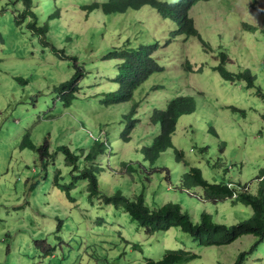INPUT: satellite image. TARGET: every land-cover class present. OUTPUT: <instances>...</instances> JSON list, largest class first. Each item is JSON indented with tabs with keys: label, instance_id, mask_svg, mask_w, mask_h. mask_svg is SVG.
<instances>
[{
	"label": "rangeland",
	"instance_id": "rangeland-1",
	"mask_svg": "<svg viewBox=\"0 0 264 264\" xmlns=\"http://www.w3.org/2000/svg\"><path fill=\"white\" fill-rule=\"evenodd\" d=\"M13 1L0 0V125H4L0 130V201L8 208L2 209L0 264H40V254L35 253L34 241L41 235L51 237L53 242L57 240L54 235L55 224L50 220L43 222L41 218L42 214L48 217L54 215L53 209L59 205L54 195L58 190L49 183L47 192L54 193L48 199L49 203L34 202L30 194V187L34 183L31 173H34L38 156L37 152L22 151L20 148L25 129L34 127L32 136L38 145L48 138L52 154H57L60 146H68L71 151L78 150L80 145L85 146L88 141L97 138L100 130L107 135L110 125L113 128L119 127V131L123 132L125 116L129 115L136 103L115 108L99 104L103 98L101 92H109L111 88V81L104 78L114 76L102 73L113 63L103 62L102 58L108 48L133 45L136 40L151 42L158 39L163 42L160 44L159 61L166 66V71L154 74L137 91L136 101L144 102L140 104L134 120L139 118V114H149L155 108L163 109L167 100L177 96L194 98L197 107L194 114L181 118L173 138L174 145L184 153L185 158L178 160L174 150H169L161 156L157 168L164 167L172 174L180 175L185 160L192 167L200 168L204 178L210 182H233L246 185V189L251 192H257L262 177L260 174L264 169V97L258 96L256 90H247L244 84L226 82L214 69L221 62L218 54L225 52L229 54L226 68L231 72L251 70L258 77L257 84L264 94V0H213L200 2L193 7L190 16L212 49L204 47L201 40L196 38L173 41L170 32L174 25L165 23L148 9L141 13L129 11L108 19L102 11L89 13L82 8L91 2L108 0H48L54 9L49 15L58 13V18L63 22L62 34H70L73 38L68 41L65 36L60 38L59 33L54 35L59 50H66L68 56H78L80 60L87 61L90 66L86 69L98 75L90 85L84 86L86 89L94 87V90H87L85 96H80L85 101H76L73 109L59 112V118L50 121H43V114H32L35 117L29 124L30 115L27 110L33 109L31 96H36L32 88L49 96L53 94L54 88L71 80L75 71L67 61L42 48L39 39L26 31L25 26L19 28L16 25L15 12L19 8L23 9V6L19 4L18 8ZM138 22L146 32H141L144 38H138ZM94 32V35H98L95 38L98 41L92 40ZM186 62L192 64L193 73L184 67ZM16 77L31 78V85L23 89L15 81ZM95 98L96 102H93ZM25 101L28 106L22 104ZM144 115L140 116L141 123L135 129L130 145L122 146L118 133L111 137L115 150L128 163L131 160L136 162L135 157L143 159V149L151 144L155 135L157 127L145 119ZM203 148L206 151L201 152ZM59 156H56L57 162H63L64 156ZM117 162L115 159L112 161V170L105 176L109 181L104 187L109 195L120 189L133 196L145 188L147 202L151 207L160 208L169 203L181 205L196 224L204 212L212 215L216 223L228 227L246 221L252 215L250 208L233 205L231 201L218 204L206 202L200 197V189L193 191L192 195L182 190L178 177L165 180L164 171L157 172L148 168L146 172L141 168L140 172L132 174L127 167ZM60 168L67 170L63 165ZM149 177L150 182L144 185ZM25 181L27 185L24 188ZM61 195L67 201L65 194ZM61 195L58 197L60 203ZM81 198H78L79 202L83 201ZM74 206L68 203L61 205V210L67 211L63 215L69 217L68 225L72 227L61 245L63 247L58 248L68 256L63 264H97L93 258L84 263L79 262L80 252L86 257L94 253L102 261L121 255L126 247L131 253V246L137 239L148 248L146 255L155 259L166 250H178L183 242H187L189 251L200 257L191 264H234L239 255L254 242L253 237L246 236L229 246L206 248L199 252L178 229L146 237L124 212L103 207L101 203L78 205L77 210ZM18 208L23 210L18 211ZM98 215L101 216L100 220L107 221L103 226L96 225ZM6 234L14 237L16 242L10 253L7 247L12 240L6 238ZM124 238L131 242L130 246H126L122 240ZM93 239H98L99 244L87 249ZM113 243L117 246H112ZM137 255L128 257L126 261L129 264H140L143 256L139 253ZM259 258L261 264H264V256L260 255ZM43 261L44 264L49 262L45 258ZM56 261L52 264H60Z\"/></svg>",
	"mask_w": 264,
	"mask_h": 264
},
{
	"label": "trees",
	"instance_id": "trees-1",
	"mask_svg": "<svg viewBox=\"0 0 264 264\" xmlns=\"http://www.w3.org/2000/svg\"><path fill=\"white\" fill-rule=\"evenodd\" d=\"M211 1L213 0H108V2H91L82 8L89 13L102 11L104 17L108 19L112 16L124 15L129 11L141 13L144 9H148V11L155 12L165 23H172L174 25L173 31L170 32L171 38L174 39L173 41L177 42L180 38L185 40L196 38L201 40L204 47L212 49L202 38L201 33L196 28L194 19L190 16L193 7L200 2L208 3ZM13 4L18 8L19 4L23 6V9L19 8L15 12L16 25L19 28L25 26L26 31L39 39L42 48L48 49L61 60L67 61L70 68H73L75 71L71 80L54 88L53 94L49 96L40 94V92L32 88V91L36 92V96H31V107L33 109L27 110L30 115V121L27 124L32 123L33 118L37 114H43L41 116L42 119H45L43 121L54 120L56 119L55 117L60 116L58 115L59 112L73 109L76 101H85V98L80 96H85L87 90H94V87L91 86V88L86 89L84 86L90 85L92 79L97 78L98 73L92 72L91 69H86L87 66H90L87 61L80 60L78 56H68L66 50H59L56 43L57 39H55L54 35L59 33L60 38L65 36L68 41L73 38L70 34H62L61 31H64L62 28L63 22L58 18V13L49 15L54 9L52 5H49L48 0H14ZM137 25L141 30L138 31V38H144L143 34H146V32L143 30V25L139 24V22ZM94 34L96 33L94 32ZM96 37L98 35H94L92 40L98 41L99 39L96 40ZM128 41L127 43H129ZM160 44H163V42H160L158 39L151 42H147L146 40L139 42L136 40L133 45L126 44L124 47L108 48L107 54L102 58L103 62H113L109 66V69L104 70L102 73L114 76H108L107 78L99 76L111 81L110 91L101 92L103 98L100 99L99 104L115 108L118 105L136 103L131 108L129 115L125 116L126 123L123 124V127H125L123 132L119 131V127L115 126L113 128L110 125L107 135L103 134L100 130L97 138L88 141L85 146L79 144L78 150L71 151L68 146H60L57 149V154H52L48 138H45L43 144L38 145L32 136L34 127L25 129L20 148L22 151L30 150L37 152L38 156L34 165V173H31L34 183L30 187V194L34 202L49 203L48 199L53 197L54 194L49 191L47 192L49 183L58 190L57 194L54 195L59 205L53 209L54 215L48 217L42 214L41 218L43 222L50 220L55 224L56 232L54 235L57 237V240L53 242L51 237L41 235L34 241L36 245L35 253L40 254V264H44L43 258L49 261H47L48 264H52L55 259L60 264H63L62 262L68 257L58 249L59 247H63L61 246L63 245L62 243L67 238V234L72 230V227L68 225L69 217L63 215L67 211L61 210V205L65 203L75 205L76 210L78 205L101 203L103 207H112L117 212H124L137 225V230L146 237L166 234L172 229H178L188 237V241L199 252L206 248L229 246L246 236L253 237V244L239 255L234 264H251L254 261H256L255 264L262 263L259 256H264V169L261 171V182L257 185L258 189L255 193L251 192L250 189H246V185L241 186L233 182H210L204 178L203 171L200 168L192 167L185 160H183L184 170L180 175L178 173L172 174L164 167L161 169L157 168V163L161 156L169 150H174L178 160L185 158L184 153L174 145L173 138L177 132L181 118L196 112L197 107L194 98L190 96H177L167 100L163 109L155 108L149 114H143L145 119H149L157 129L155 135L152 137L151 144L146 145L143 149L142 160L135 157L136 162H132L130 159L131 162L128 163L129 161L121 159V154L117 149L115 150L111 139L112 135L115 133L119 134V141L122 146L130 145L133 140V133L141 123V117L143 116L141 114L138 115V119L134 120V115L138 114L137 110H140V104L144 102L136 101L135 96L137 91L142 89L143 85L154 74H162L166 71V66L162 65L159 61ZM218 55L221 57V62L214 70L220 74L222 79L230 83L244 84L247 90H256L258 96L264 97L263 90L257 84L258 77L251 70L244 69L239 72H231L226 68L229 54L221 52ZM184 67L187 68L188 72L193 73V66L190 62H186ZM15 81L24 89L31 85L32 79L16 77ZM92 101L96 102V98L92 99ZM22 104L29 105L27 101ZM233 109L234 111H238L237 108ZM32 114H35V116ZM262 119L264 122V115ZM1 125L0 130L2 127L4 128V125ZM204 151H206V148L201 149V152ZM60 154L64 156L63 162H57L56 156ZM114 159L120 165L127 167L132 174L140 172L141 168L146 172L148 168L157 172L164 171L166 173L165 180L170 181L172 177L180 179L182 190H186L194 195L193 191L200 189L202 200L214 204L231 201L233 205L250 208L252 215L248 220L233 227H228L216 223L212 215L204 212L201 214L200 222L196 224L191 216L183 211L181 205L169 203L160 208L151 207L147 202L145 188L133 196L128 195L120 189L113 195H109L104 187V184L109 181L105 176L112 170V161ZM61 165L65 166L67 170H62L60 168ZM150 178H147L146 183L143 184L146 185L150 182ZM26 185L25 181L24 188ZM62 193L65 194L67 201L61 195ZM60 195L61 203L58 201ZM79 197L83 198L82 202H79ZM28 203L31 204L30 201ZM3 208L8 210L5 204L0 201V223H3ZM102 209L100 208V210ZM17 210L22 211L23 208H18ZM100 219L101 216L98 215L96 225L103 226L106 220L102 221ZM83 223L86 222L83 221ZM5 237L12 240L11 245L7 247V252L10 253L11 249L15 247L16 242L10 234H6ZM122 240L126 246H130L131 242L129 240L125 238ZM98 244L99 240L93 239L91 245L86 248L96 247ZM114 245L116 243L112 244V246ZM188 247V243L183 242L181 248L178 250H166L161 257L155 259L146 255L148 248L137 239L131 246V253H129L126 247L121 255L102 261L94 253L86 257L80 252L79 262L84 263L85 260L93 258L97 264H129L126 259L128 257H138L137 253H139L143 256L142 259L139 258L140 264H191L199 260L200 257L189 251ZM58 262L56 261V263Z\"/></svg>",
	"mask_w": 264,
	"mask_h": 264
}]
</instances>
